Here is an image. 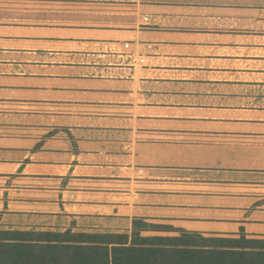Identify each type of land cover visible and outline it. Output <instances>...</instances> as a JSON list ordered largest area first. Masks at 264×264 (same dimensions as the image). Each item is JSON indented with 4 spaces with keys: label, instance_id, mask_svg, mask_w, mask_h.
<instances>
[{
    "label": "crops",
    "instance_id": "crops-1",
    "mask_svg": "<svg viewBox=\"0 0 264 264\" xmlns=\"http://www.w3.org/2000/svg\"><path fill=\"white\" fill-rule=\"evenodd\" d=\"M137 218L264 237V0H0V229Z\"/></svg>",
    "mask_w": 264,
    "mask_h": 264
},
{
    "label": "trees",
    "instance_id": "trees-1",
    "mask_svg": "<svg viewBox=\"0 0 264 264\" xmlns=\"http://www.w3.org/2000/svg\"><path fill=\"white\" fill-rule=\"evenodd\" d=\"M0 264H264V237L135 219L130 232L0 229Z\"/></svg>",
    "mask_w": 264,
    "mask_h": 264
},
{
    "label": "built area",
    "instance_id": "built-area-1",
    "mask_svg": "<svg viewBox=\"0 0 264 264\" xmlns=\"http://www.w3.org/2000/svg\"><path fill=\"white\" fill-rule=\"evenodd\" d=\"M142 61H144V60H142Z\"/></svg>",
    "mask_w": 264,
    "mask_h": 264
}]
</instances>
